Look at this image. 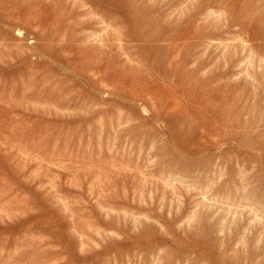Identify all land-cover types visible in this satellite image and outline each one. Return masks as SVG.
<instances>
[{
	"label": "rangeland",
	"instance_id": "374dc122",
	"mask_svg": "<svg viewBox=\"0 0 264 264\" xmlns=\"http://www.w3.org/2000/svg\"><path fill=\"white\" fill-rule=\"evenodd\" d=\"M0 264H264V0H0Z\"/></svg>",
	"mask_w": 264,
	"mask_h": 264
}]
</instances>
